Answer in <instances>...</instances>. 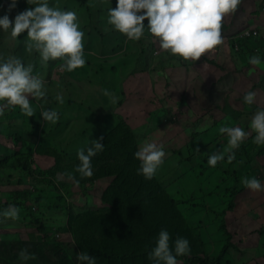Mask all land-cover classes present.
Returning <instances> with one entry per match:
<instances>
[{
    "label": "rangeland",
    "instance_id": "374dc122",
    "mask_svg": "<svg viewBox=\"0 0 264 264\" xmlns=\"http://www.w3.org/2000/svg\"><path fill=\"white\" fill-rule=\"evenodd\" d=\"M48 2L76 12L87 63L72 72L62 71L59 59L42 64L35 50H26V30L16 39L10 30L0 31V56L32 64L48 89L46 100L29 97L33 116L7 105L0 116V211L19 208L18 220L0 217V264H22L21 249L34 256L23 264H78L81 251L101 252L96 264H153L149 253L161 229L170 233V246L178 237L187 238L191 249L201 244L199 261L192 262L190 253L177 257L178 264H264V192L241 183L245 176L264 181V145L253 142L248 127L257 108H264V65L249 63L253 55L264 59V0H242L222 21L223 43L196 61L169 53L152 57L156 40L144 35L131 41L114 30L107 10L116 0ZM10 3L0 0V16L10 20L35 6L17 0L9 9ZM242 27L259 33L235 47ZM247 91L257 93L251 105L243 102ZM41 108L58 111L59 122H45ZM225 125L250 135L233 161L226 154L211 167L208 156L227 146V135L219 131ZM145 139L165 148L164 162L151 178L161 189L131 188L129 195V184L144 179L134 153ZM92 140L104 149L92 158L93 175L82 177L77 151ZM125 185L126 207L117 192ZM158 194L162 200L155 204ZM149 206L154 210L147 222ZM95 209L107 210L98 215L102 226ZM155 210L160 212L153 219ZM227 240L232 245L220 256ZM111 253L118 257L106 261L104 254Z\"/></svg>",
    "mask_w": 264,
    "mask_h": 264
},
{
    "label": "clouds",
    "instance_id": "9594fccd",
    "mask_svg": "<svg viewBox=\"0 0 264 264\" xmlns=\"http://www.w3.org/2000/svg\"><path fill=\"white\" fill-rule=\"evenodd\" d=\"M35 3L34 7L18 12L14 19L8 14L0 16V31L8 32L16 39L27 31L25 47L28 52L35 50L42 64L59 59L62 71L72 72L82 68L87 63L84 53V31L75 11L63 10L50 6L48 0H27ZM17 0H11L9 9L15 8ZM110 3V0H109ZM242 0H116L115 8H108L107 23L128 40L139 41L144 35L157 41L154 48L160 51L152 56L164 57L165 53L179 56L184 60L196 61L209 50L215 49L223 43L221 29L224 17L235 13ZM148 20L145 27L144 21ZM223 26V27H222ZM249 30V36H237L234 44L241 38H253L258 35V29L242 27L240 30ZM236 47V46H235ZM249 63L255 66L264 65V59L258 55L249 58ZM105 95H111L104 89ZM48 89L39 74H34L32 64H27L15 55L0 56V116L4 115V105L19 106L28 117L33 116L36 110L32 107L29 97L46 100ZM256 91H247L243 95V102L251 105L256 99ZM56 101L64 103V97L57 93ZM113 103L116 97H112ZM40 115L45 122L56 124L60 120L58 111L52 108H41ZM248 127L255 133L253 142L264 145V108H257L252 114ZM220 133L226 134L227 146L208 156L207 163L215 167L225 159L231 162L236 158L235 150L250 135L240 126H222ZM104 143L92 140L90 146L77 151L79 164L76 172L82 177L93 175L92 158L103 151ZM197 151H199L197 149ZM166 155L164 145L154 139H145L134 156L140 161L138 173L145 179H151L157 169L163 164ZM69 179H75L73 173H68ZM79 183V181H76ZM241 183L253 192H264V181L261 178L245 176ZM0 217L19 219V208L9 205L0 211ZM2 222V221H0ZM191 252L187 238L178 237L174 246H170V233L161 229L158 233L155 247L149 253L154 264H178L177 257L188 255ZM19 258L23 262L34 258L27 249H21ZM78 264H96V258L81 251L76 255Z\"/></svg>",
    "mask_w": 264,
    "mask_h": 264
},
{
    "label": "trees",
    "instance_id": "16d2710c",
    "mask_svg": "<svg viewBox=\"0 0 264 264\" xmlns=\"http://www.w3.org/2000/svg\"><path fill=\"white\" fill-rule=\"evenodd\" d=\"M153 48H151L150 51H149V53H150L151 56H152V50H153ZM161 58H164V57L161 56ZM138 180H139V183H138L139 185L138 184H136V185L135 184H129V195H130V192H131V188H132L133 191H135L136 189H144V190H146L147 188H152L153 189L152 191H159L161 189V187L156 183V181H155L154 178L151 179V180H146L145 178L144 179H138ZM127 191H128L127 185H125V187L120 192L117 189V192L119 193V198H120L119 201H118V203L121 204L124 207H126V200L129 197V195L127 197ZM108 195H109V192L106 189L103 192V198H106ZM160 200H162V197L158 194L157 195V200H155V204L157 202H159ZM161 207H162V204L160 205V208ZM2 208H5V207H2ZM153 210H154L153 206H149L146 209V215L148 216V217H146L147 222L150 221V214L153 212ZM101 211H107V210L106 209H95V210L92 211L93 212L92 214L98 220L99 224L102 226V224L100 223V220L98 218V215H99V213ZM159 212H160L159 210H155L154 211V214L152 215L151 218H153V219L158 218ZM82 218H84L83 215H82ZM193 245H195L194 242H193ZM231 245H232V243H230V241L227 240L226 243H225V245H224V247L222 248V250L220 252V256L222 255V252L224 253L227 249H229V247ZM200 246H201V244L199 242L197 245H195L194 248L191 249V252L190 253H191V260H192V262L199 261L198 254H199V251H201ZM259 246H261V243L259 244ZM261 252H263V251L261 250ZM89 254L91 256H94V257L95 256L96 257H99V256L103 255L101 252H98L96 254H94V253L91 252ZM135 255H137V252L128 255L127 258H126V260L132 259ZM114 257H118V255L116 253H111L110 255L104 254V256H103V258L106 261H111ZM149 259L154 264V259L153 258H149Z\"/></svg>",
    "mask_w": 264,
    "mask_h": 264
},
{
    "label": "built area",
    "instance_id": "2783aa9c",
    "mask_svg": "<svg viewBox=\"0 0 264 264\" xmlns=\"http://www.w3.org/2000/svg\"><path fill=\"white\" fill-rule=\"evenodd\" d=\"M249 35H250V31L247 29L241 31V33H240V36H249ZM159 51H160V48L156 47V48H154L153 53L157 54V53H159Z\"/></svg>",
    "mask_w": 264,
    "mask_h": 264
},
{
    "label": "crops",
    "instance_id": "0c3cea01",
    "mask_svg": "<svg viewBox=\"0 0 264 264\" xmlns=\"http://www.w3.org/2000/svg\"><path fill=\"white\" fill-rule=\"evenodd\" d=\"M226 17H227V15H226L224 18H226ZM223 29H225V28H223ZM231 38H233V37L230 35V39H231ZM234 38H235V37H234ZM225 40H226V39H225ZM225 40H224V41H225ZM227 40H228V39H227ZM237 43H238V42H236V43L234 44L236 47H237Z\"/></svg>",
    "mask_w": 264,
    "mask_h": 264
},
{
    "label": "bare ground",
    "instance_id": "6f19581e",
    "mask_svg": "<svg viewBox=\"0 0 264 264\" xmlns=\"http://www.w3.org/2000/svg\"><path fill=\"white\" fill-rule=\"evenodd\" d=\"M139 185V184H138ZM133 239V238H132Z\"/></svg>",
    "mask_w": 264,
    "mask_h": 264
}]
</instances>
